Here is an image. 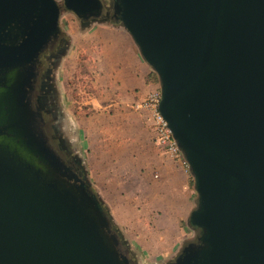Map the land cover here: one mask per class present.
Returning <instances> with one entry per match:
<instances>
[{"label":"water","instance_id":"1","mask_svg":"<svg viewBox=\"0 0 264 264\" xmlns=\"http://www.w3.org/2000/svg\"><path fill=\"white\" fill-rule=\"evenodd\" d=\"M33 2L39 30L9 65L30 61L56 31V1ZM64 6L78 18L101 8L99 0ZM114 17L159 79V112L194 178L188 224L201 230L199 243L171 264H264V0H114ZM0 119L7 136H22L13 135L15 119ZM7 141L0 264H127L109 243L120 242L90 186L44 175L19 151L31 145Z\"/></svg>","mask_w":264,"mask_h":264},{"label":"rangeland","instance_id":"2","mask_svg":"<svg viewBox=\"0 0 264 264\" xmlns=\"http://www.w3.org/2000/svg\"><path fill=\"white\" fill-rule=\"evenodd\" d=\"M55 1L60 6L62 5V0ZM111 2L112 0L109 2L110 5ZM59 25L68 43L55 67L54 86L56 91L53 101L56 104L53 117L50 119L44 116L45 130L48 134H52L54 131L57 135H61L68 151L76 156L82 168L84 182L90 186V190L98 198L101 207L103 206L107 210L108 214L105 212V215L107 217L109 215L111 220V233L117 235L120 242L118 245H114L112 241L109 243L120 252V256L127 259L126 256H123L125 255L123 250L118 247L123 243V246L129 250L130 260L133 264H169L166 260L174 261L181 253L182 247L180 246L173 256L160 260L163 258L151 257L141 247L134 246L124 229L113 221L110 209L97 192L98 190L94 186L96 174L92 169V165L96 164L97 172H101L103 164L110 166L114 163L115 173L112 176L98 174V178L102 179L99 184L105 188L108 186L106 181L113 178L116 189H131L141 182L142 177H140L139 171L149 165L150 152L156 151L159 157L165 158L166 154L163 155L164 152L155 145L152 129L144 114L135 108L139 99L138 95L133 91H128V82L114 78L112 73L104 72V66L102 68L100 65L98 59L100 55L91 42L93 37L96 39L98 31L100 33L99 25L95 23L82 25L77 16L64 9L60 13ZM122 29L124 28L122 27ZM134 46L136 54L142 59L138 46L136 44ZM146 69L147 73L155 74L156 79L154 76H150L148 81L157 87L156 90H159L160 82L156 73L148 64ZM4 100L1 96L0 108L4 107ZM50 123L54 124L52 129L49 128ZM24 126L26 128L22 126L14 129L13 135L23 129L28 134L31 126L27 123ZM33 129L35 130L34 127ZM160 158L164 160V158ZM47 166L51 171L50 175L56 176L61 183L66 186H75L61 177L63 175L61 163L56 164L54 161H48L45 170H48ZM67 168L70 169L68 166ZM60 173L61 175H58ZM67 175H69V170H67ZM189 181L194 192V211L197 207V193L194 189V178L190 173ZM188 218L181 222V227L188 235L183 242L184 245L196 243L201 231L199 228L197 231L191 228ZM105 234L109 237L106 231Z\"/></svg>","mask_w":264,"mask_h":264},{"label":"crops","instance_id":"3","mask_svg":"<svg viewBox=\"0 0 264 264\" xmlns=\"http://www.w3.org/2000/svg\"><path fill=\"white\" fill-rule=\"evenodd\" d=\"M94 23L99 25L100 33L98 31L91 42L97 48L104 72L128 82V91L137 94L138 101L142 100L157 87L148 81L147 63L136 54L132 37L115 23ZM165 156H160L164 158L161 160L156 151L150 152L149 165L139 171L141 182L126 190L116 189L113 178L106 181L108 186L105 188L99 184L102 179L98 174L112 176L114 163L103 164L101 172H97L96 164L92 165L96 174L94 186L110 209L113 221L124 229L134 246L141 247L151 257H162L160 260L173 256L180 246H184L188 235L181 222L194 209L189 169Z\"/></svg>","mask_w":264,"mask_h":264},{"label":"flooded vegetation","instance_id":"4","mask_svg":"<svg viewBox=\"0 0 264 264\" xmlns=\"http://www.w3.org/2000/svg\"><path fill=\"white\" fill-rule=\"evenodd\" d=\"M99 2L101 8L98 15L95 16L90 13L81 18L77 17L80 24L88 25L94 22H112L115 20L114 0H112L111 5L109 4L110 0H99ZM107 4L109 5L106 6ZM58 7L59 18L62 9L70 13L64 6V0H62L61 6L58 4ZM15 11H21V14L18 15ZM38 13L37 4L33 0H0V97L2 96L5 99L4 107L0 108V114L5 112L9 123L15 119L12 127L16 125L17 127L23 126L26 128L24 126L26 123L31 126L28 136L24 129L20 131L21 137L11 136V134L7 136L8 129L0 119V145L6 138L9 140L7 142L11 143L12 137L19 142L26 141L33 148L32 152L20 148V153L30 158L44 175L59 181L56 176L50 175L51 171L48 166V170H45V165L49 159H52L56 164L61 163V173L63 174L61 177L63 180H68L76 186L78 182H84L80 163L77 161L76 156L68 151L61 135H57L54 131L52 134L47 133L44 121V116L50 119L53 117L52 114L56 104L53 101L56 91L54 86L55 67L58 58L65 52L68 43L60 28L59 18L56 31L50 35L30 61L19 65L8 64L9 57L22 51L19 47L27 39L28 33L36 34L35 32H38L40 25V21L37 20ZM18 121L21 125L17 124ZM53 127L54 124L50 123L49 128L52 129ZM35 132L38 133L35 134ZM31 140L36 143L35 146L31 143ZM39 148L43 152L39 153ZM67 170H69V176L71 177L69 179L66 176ZM61 173L58 175H61ZM198 243L197 238L194 244L197 245ZM118 247L125 253V255H122L127 257V264H133L130 260L129 250L123 246V243ZM116 252L120 255L118 250ZM174 261L172 260L169 264L174 263Z\"/></svg>","mask_w":264,"mask_h":264},{"label":"built area","instance_id":"5","mask_svg":"<svg viewBox=\"0 0 264 264\" xmlns=\"http://www.w3.org/2000/svg\"><path fill=\"white\" fill-rule=\"evenodd\" d=\"M161 93L159 90L150 91L142 100L138 101L135 108L144 114L147 123L152 129L153 141L155 145L161 149L164 154L175 161L180 162L188 168V164L184 159L172 132L159 112V103Z\"/></svg>","mask_w":264,"mask_h":264},{"label":"trees","instance_id":"6","mask_svg":"<svg viewBox=\"0 0 264 264\" xmlns=\"http://www.w3.org/2000/svg\"><path fill=\"white\" fill-rule=\"evenodd\" d=\"M150 76H154V79H156V76H155V74L153 75V73H150L149 75H148V79H149V77ZM102 209L107 213V210L102 206ZM108 214V213H107ZM108 218H109V215H108Z\"/></svg>","mask_w":264,"mask_h":264}]
</instances>
